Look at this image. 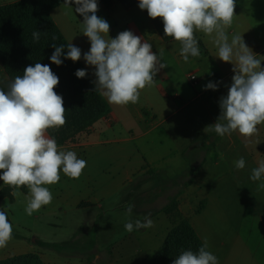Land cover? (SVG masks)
<instances>
[{"label":"crops","instance_id":"1","mask_svg":"<svg viewBox=\"0 0 264 264\" xmlns=\"http://www.w3.org/2000/svg\"><path fill=\"white\" fill-rule=\"evenodd\" d=\"M19 1L0 0V6ZM96 2V15L110 25L106 39L131 31L142 42L152 45L159 61L172 59L177 65L182 62L190 73L184 82L170 65L160 69L154 83L140 91L137 103L113 105L107 101L111 111L106 117L76 142L59 147L86 161L81 176L73 179L61 171L59 182L46 185L57 201L39 210L71 219L77 224L78 233L79 216L86 215L90 223L94 222L93 214L88 213L96 207L103 208L105 200L122 191L125 199L129 196L125 191L129 185L136 182L145 185L140 182L142 177L165 174L172 184L169 190L179 189L171 197H177L178 204L174 213L159 214L173 221V227L188 220L201 241L207 240L208 250L217 256L219 264H264V188L260 187L264 177L260 181L250 179L252 169L264 161V123L257 125V133L251 137L238 131L221 137L214 131L212 125L221 114L220 99L227 96L234 75V65L217 57L215 34L209 36L196 30L200 55L190 56L185 62L180 54L181 43L175 39L164 41L139 6L125 9L121 0H112L113 6L107 10L101 0ZM76 7L75 0H71L70 5L64 3L54 9L51 16L67 42L81 49L80 61L95 83V67L83 58L90 50V41L83 35V16L75 12ZM234 13L233 23L227 29L229 42L233 35H242L264 67V0H235ZM192 75L197 77L195 82L191 81ZM13 81L0 62V90L9 91ZM209 82L217 88L206 89ZM46 135L50 137L47 132ZM241 157L246 163L243 169H238L235 162ZM100 162L104 167L98 165ZM107 173L113 174V178L102 177ZM5 188L12 189L13 202L8 197L0 199L2 211L5 210L1 206L15 202L16 188L0 180V191ZM20 188L28 203L29 188ZM29 232L37 237L34 242L21 238L8 243L0 248V261L36 253L46 264H59L47 254L49 248L37 244L56 243L43 239L34 227ZM152 257L146 259L148 264Z\"/></svg>","mask_w":264,"mask_h":264},{"label":"clouds","instance_id":"2","mask_svg":"<svg viewBox=\"0 0 264 264\" xmlns=\"http://www.w3.org/2000/svg\"><path fill=\"white\" fill-rule=\"evenodd\" d=\"M65 3L70 5L71 0ZM75 4V12L83 16V35L90 41V50L83 58L95 67V88L110 104L137 103L140 91L151 86L157 72L168 65L159 61L150 43L142 42L131 31L106 39L110 25L96 15V0H75ZM139 8L146 9L150 18H162L165 35L181 43L180 54L185 62L190 56L200 55L196 30L209 36L215 34L217 57L234 65V75L227 96L220 99L221 114L212 125L214 131L221 137L235 131L244 137L256 134L257 125L264 123V67L242 35H233L229 42L227 29L233 23L235 0H139ZM39 38L40 31L33 32V39ZM52 47L55 51L50 60L59 66L65 46ZM67 49L65 58L73 62L81 59L80 48L70 43ZM75 75L85 78L87 72L77 69ZM58 83L59 78L49 65L35 63L25 68L23 76L15 77L9 91L0 90V180L17 189L29 188L30 199L25 208L28 215L52 201L46 185L59 182L61 171L78 179L86 167L85 160L77 158L73 151L60 149L56 140L46 135L49 128H60L66 123L63 98L54 91ZM205 88L215 90L217 85L209 82ZM245 163L243 157L235 162L238 169H243ZM262 177L264 161L252 169L250 179L260 181ZM260 187L264 188V183ZM18 194L13 192L14 196ZM132 208L130 205L127 209L129 216ZM152 226V219L146 215L144 222L129 220L125 229L132 232ZM11 238L12 225L7 213L0 210V248L6 247ZM173 264H219V261L208 250L205 239L198 252L185 250Z\"/></svg>","mask_w":264,"mask_h":264},{"label":"trees","instance_id":"3","mask_svg":"<svg viewBox=\"0 0 264 264\" xmlns=\"http://www.w3.org/2000/svg\"><path fill=\"white\" fill-rule=\"evenodd\" d=\"M101 2L107 10L113 6L112 0ZM64 3L65 0H21L0 6V62L8 77L14 80L17 76H23L27 66L41 63L49 65L59 78L54 91L63 98L66 123L60 128L47 130L50 138L56 140L58 147L76 142L80 135L87 134L96 122L111 111L107 100L101 95V91L95 88L96 85L82 62L80 60L73 62L65 58L69 43L51 16L52 11ZM121 3L125 9L139 6V0H121ZM144 12L164 41L174 39L165 35L162 18L153 19L149 17L146 9ZM35 31H40L38 41L33 39ZM53 44L65 46L60 57L62 64L59 66L50 60L55 51ZM77 69H85L86 77L78 78L75 75ZM22 189L25 190V186H22ZM11 192V188L3 189L0 191V199L8 197L13 202ZM177 204V197L171 199L166 212L174 213ZM37 244L58 251L65 249L59 244L43 242ZM203 244L191 223L188 220H181L169 231L160 249L150 259V264H173L183 251L198 252ZM0 264L46 263L40 255L29 253L1 260Z\"/></svg>","mask_w":264,"mask_h":264},{"label":"rangeland","instance_id":"4","mask_svg":"<svg viewBox=\"0 0 264 264\" xmlns=\"http://www.w3.org/2000/svg\"><path fill=\"white\" fill-rule=\"evenodd\" d=\"M164 63L167 67L172 65L170 69H174L185 82V77L190 73L186 65L182 62L177 65L172 59H166ZM98 165L104 167L103 162ZM102 177L113 178V174L107 173ZM140 182L145 185H138L136 182L126 188L125 191L129 193L127 198L123 199V191L118 192L112 199L102 203L103 208L96 207L92 213H88L93 214L94 222L90 223L86 215L79 216L77 220L80 221L81 228L78 233L75 232L77 224L63 216L48 215L44 210L28 215L25 212L27 197L21 188H16L15 192L19 194L14 196L15 202L1 206L12 225L13 237L8 243L17 242L21 238L34 242L37 237L29 232V228L34 227L43 239L65 247L62 251H46L59 264H148L146 259L160 249L168 231L174 225L164 214L168 211L166 209L170 206L171 197L175 196L179 189L175 187L174 190H169L172 184L167 182L165 174L158 177L147 175L142 177ZM52 196L50 204H55L56 195L52 193ZM130 205L133 206L131 216L127 214ZM146 215L153 221L151 228L126 231L125 224L129 220L135 222L139 219L144 222ZM139 250L141 253H136ZM0 251L2 252V249ZM98 254L99 258L96 259Z\"/></svg>","mask_w":264,"mask_h":264},{"label":"built area","instance_id":"5","mask_svg":"<svg viewBox=\"0 0 264 264\" xmlns=\"http://www.w3.org/2000/svg\"><path fill=\"white\" fill-rule=\"evenodd\" d=\"M196 79H197V77H196L195 75H192V76H191V81H192V82H195ZM105 117H106V116H105Z\"/></svg>","mask_w":264,"mask_h":264}]
</instances>
